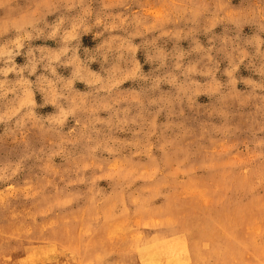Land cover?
<instances>
[{
	"label": "clouds",
	"instance_id": "1",
	"mask_svg": "<svg viewBox=\"0 0 264 264\" xmlns=\"http://www.w3.org/2000/svg\"><path fill=\"white\" fill-rule=\"evenodd\" d=\"M197 174L222 235L183 212ZM0 185V264H138L135 234L147 264H264V0H0Z\"/></svg>",
	"mask_w": 264,
	"mask_h": 264
},
{
	"label": "rangeland",
	"instance_id": "2",
	"mask_svg": "<svg viewBox=\"0 0 264 264\" xmlns=\"http://www.w3.org/2000/svg\"><path fill=\"white\" fill-rule=\"evenodd\" d=\"M239 0H234V3H238ZM94 41H92L91 36L84 37L85 46H93ZM141 59L143 57L141 56ZM93 67H98L94 65ZM145 70H148V65H145ZM243 71V70H242ZM245 75L247 73H244ZM79 87H83L79 85ZM39 99V98H38ZM202 102L206 101L205 97L200 98ZM41 111H51V108L42 109ZM25 173H22L20 177H17L16 182H22ZM2 187V185H0ZM183 196V212L187 214L189 226L193 228L194 232L198 230V228L207 224L216 229L217 235H222L226 231L230 230V225L232 223L233 217L235 215V210L231 205V198H226L223 189L220 186V181L217 176H210L208 174H197L193 177V182L190 183L182 192ZM16 204L17 210L21 212V219L25 214V210L29 207L31 202H26L24 200L14 201ZM57 222L64 225L66 229H71V235H77V229H81L84 227L83 221L78 217H70L67 218V223L65 221L56 218ZM20 221H5L6 231H12ZM50 222V220H49ZM221 223V224H219ZM28 225H31V221H27ZM222 225L223 227H219ZM254 226L252 224H246L241 227L240 235L243 236L244 229H252ZM34 235H38L34 233ZM135 240L137 243V251H138V259L139 258H147L151 255V253L140 245L138 234H135ZM61 242H66L63 238ZM13 244L16 241H12ZM189 244V241L185 239L184 234H180L174 236L172 239H167L161 236H158L155 244L159 248L176 250L181 249L185 246V244ZM34 246H39V240ZM171 248V249H170ZM23 259V253L16 254L13 256V260ZM63 261L64 257L60 258ZM151 259V258H150ZM139 264V263H138Z\"/></svg>",
	"mask_w": 264,
	"mask_h": 264
},
{
	"label": "bare ground",
	"instance_id": "3",
	"mask_svg": "<svg viewBox=\"0 0 264 264\" xmlns=\"http://www.w3.org/2000/svg\"><path fill=\"white\" fill-rule=\"evenodd\" d=\"M219 224H221V223H219ZM219 227H223V226L220 225ZM170 249H171V248H170ZM183 249H184L185 254H187L188 251H189V244H188V243L185 244V246L183 247ZM179 250H180V249H178V251H179ZM150 258H152L151 255L148 256L147 258H139V259H138V263H139V264H147V261H149Z\"/></svg>",
	"mask_w": 264,
	"mask_h": 264
}]
</instances>
